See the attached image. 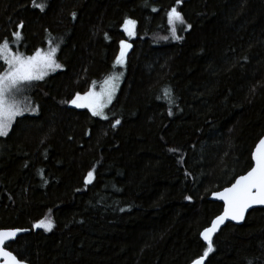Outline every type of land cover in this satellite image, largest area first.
I'll return each instance as SVG.
<instances>
[{
	"label": "trees",
	"instance_id": "trees-1",
	"mask_svg": "<svg viewBox=\"0 0 264 264\" xmlns=\"http://www.w3.org/2000/svg\"><path fill=\"white\" fill-rule=\"evenodd\" d=\"M45 3L0 0V44L31 55L54 42L61 65L25 86L32 112L0 137V229L29 230L13 253L28 264H191L222 211L210 196L251 169L264 135V0ZM125 19L136 21L129 41ZM113 73L107 119L71 105ZM47 217L51 231L34 227ZM205 264H264V208L225 225Z\"/></svg>",
	"mask_w": 264,
	"mask_h": 264
},
{
	"label": "snow or ice",
	"instance_id": "snow-or-ice-1",
	"mask_svg": "<svg viewBox=\"0 0 264 264\" xmlns=\"http://www.w3.org/2000/svg\"><path fill=\"white\" fill-rule=\"evenodd\" d=\"M32 6L43 12L46 3L45 0H39V2L38 0H32ZM153 11H156V9H153ZM167 17L173 37L178 38L176 37L175 25L185 23L182 13L177 11L176 7H173L168 11ZM19 27H23V25L21 24ZM135 28L136 21L125 19L124 32L131 37L135 34ZM15 39L20 40L21 35L16 33ZM128 47L130 45L121 43L122 51L115 61L116 65L121 67L124 65L125 51L123 49ZM58 48V44L50 41L47 52L37 50L33 55L24 56L18 52L13 53L7 40L0 44V59L7 66L3 74H0V137L7 136L16 118L24 114L26 102L18 99V94L23 90V86L32 81L43 80L49 71L61 67L56 59ZM120 75H111L104 81L98 92L88 91L84 95L76 94L70 101L71 105L76 108L88 109L94 117L99 116L102 119H107L104 109L112 102ZM169 114L171 115V113ZM119 123L120 121L116 120L113 127ZM252 160L254 166L246 175L240 176L231 187L225 188L224 191L216 195V199L224 202V211L212 222L211 227L202 233V237L207 243V249L200 258L194 260V264H203L204 259L213 251L212 237L224 221L240 222L244 219L248 209L254 205H264V139H261L256 146ZM92 178L93 171H89L85 184H90ZM34 227L51 231L53 223L50 219L45 218L37 222ZM20 231L22 230L0 229V264H23V257L19 256V253L14 254L13 245L8 243L15 240Z\"/></svg>",
	"mask_w": 264,
	"mask_h": 264
},
{
	"label": "rangeland",
	"instance_id": "rangeland-1",
	"mask_svg": "<svg viewBox=\"0 0 264 264\" xmlns=\"http://www.w3.org/2000/svg\"><path fill=\"white\" fill-rule=\"evenodd\" d=\"M124 32V31H123ZM134 35L133 36H129L126 32H124V35H125V38H126V40L127 41H129V40H132V39H134L135 38V36H136V28H135V30H134ZM128 45V44H127ZM11 49V48H10ZM48 49H49V46L47 47V48H45V49H38V50H43V51H45V52H47L48 51ZM124 51H125V57H126V55L128 54V52H129V47L128 48H126V49H123ZM11 51L13 52V53H16V52H14L12 49H11ZM37 51V50H36ZM122 51V49H121V47H120V49H119V53H118V56L117 57H119V55H120V52ZM35 53V52H34ZM33 53V54H34ZM21 54V53H20ZM33 54H31V55H33ZM21 55H24V54H21ZM24 56H28V55H24ZM125 57H124V60H125ZM0 62L1 63H3V60L2 59H0ZM3 65H4V63H3ZM119 66V65H118ZM6 65H4V69H3V71L4 70H6ZM59 69V68H58ZM58 69H55V70H51V71H49L48 72V74L47 75H45V77L46 76H48V75H50V74H52V73H54V72H56ZM3 71L2 72H0V74H3ZM117 73H113V74H111V75H116ZM119 74V73H118ZM111 75H109V76H107L102 82H100L99 84H95V85H93L89 90H87V92L88 91H99L100 90V88L103 86V84H104V81L106 80V79H108ZM44 77V78H45ZM121 81H122V76L120 75V78H119V80H118V82L116 83V89H115V92H114V96H113V99L115 98V96H116V94L118 93V91H119V88H120V85H121ZM32 82H34V81H32ZM31 82V83H32ZM30 84V83H29ZM28 85V84H27ZM25 86L26 85H24L23 86V90L18 94V99H20V100H22V101H25L26 102V107H25V109H24V114L25 113H27V112H32V109L29 107L30 106V103L26 100V92L24 91L25 89ZM87 92H85L84 94H86ZM84 94H81V95H84ZM113 99H112V101H113ZM111 104V103H110ZM110 104H108V106L110 105ZM108 106L104 109V114L106 115V109L108 108ZM86 109V108H85ZM88 110V109H87ZM91 113V112H90ZM23 114V115H24ZM96 117H99V116H96ZM100 118V117H99ZM48 219H50L49 217H47ZM40 229H43V228H40ZM44 230V229H43Z\"/></svg>",
	"mask_w": 264,
	"mask_h": 264
},
{
	"label": "water",
	"instance_id": "water-1",
	"mask_svg": "<svg viewBox=\"0 0 264 264\" xmlns=\"http://www.w3.org/2000/svg\"><path fill=\"white\" fill-rule=\"evenodd\" d=\"M261 139H264V135L260 138V140H261ZM260 140H259V141H260ZM259 141L256 143L255 147L253 148V151H252V154H251V160H252V155H253V153H254V151H255V148H256V146L258 145ZM252 166H254V161H253V160H252ZM250 170H251V169H250ZM250 170H249V171H250ZM247 172H248V171H247ZM247 172H246L245 174H243V175H246ZM241 176H242V175H241ZM239 177H240V176H239ZM239 177H237V178L234 180V182H233L232 184H234L235 181H236ZM232 184H231L229 187H231ZM222 191H224V189H222V190H220V191H218V192H215V193H213V194L210 196V200H211V201L218 202V203H220V204L222 205V211H221V213H220L218 216H220V215L223 214V211H224V202L221 201V200L216 199V195H217L218 193L222 192ZM262 208H264V205H254L252 208L248 209V211H247V212L245 213V215H244V219H243L242 221H240V222H236V221H233V220H226V221H224V222L219 226L218 230L214 233V235H213V237H212V241H213L214 237H215V236L221 231V229L225 227V225H227V224H233V225H236V226H241V225H243V223L245 222V219H246V217H247V215H248L249 212H251L252 210H255V209H262ZM218 216H216V217L211 221L210 225H209L207 228L211 227L212 222L215 221L216 218H217ZM207 228H206V229H207ZM206 229H204V230L202 231V233H203ZM3 230H16V229H3ZM19 230H22V229H19ZM28 232H29V230H22V231H20V232L18 233L16 239H17L19 236H21V235H23V234H26V233H28ZM202 233H201V239H202L203 243L207 246V243L204 241V239H203V237H202ZM16 239H15V240H16ZM15 240H13V241H9L8 243L10 244V243L14 242ZM199 258H200V257H199ZM206 259H207V257L204 259L203 264L206 263ZM23 264H28V263L23 262ZM191 264H194V261H193Z\"/></svg>",
	"mask_w": 264,
	"mask_h": 264
}]
</instances>
